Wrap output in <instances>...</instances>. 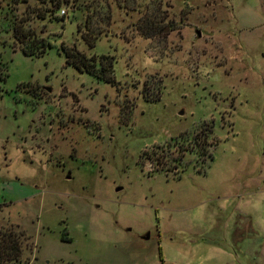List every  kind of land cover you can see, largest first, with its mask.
I'll use <instances>...</instances> for the list:
<instances>
[{"label":"rangeland","instance_id":"obj_1","mask_svg":"<svg viewBox=\"0 0 264 264\" xmlns=\"http://www.w3.org/2000/svg\"><path fill=\"white\" fill-rule=\"evenodd\" d=\"M0 71L5 264H264V0H0Z\"/></svg>","mask_w":264,"mask_h":264},{"label":"trees","instance_id":"obj_2","mask_svg":"<svg viewBox=\"0 0 264 264\" xmlns=\"http://www.w3.org/2000/svg\"><path fill=\"white\" fill-rule=\"evenodd\" d=\"M108 15L105 14L103 18L107 20ZM12 36L20 44V52L26 56H37L44 52L45 48L49 46L48 43L41 40H36L22 31L21 27L14 25L11 28ZM76 31L79 33V37L86 44L91 47L98 38V32L87 28V18L84 20V30L80 31L79 27L76 26ZM23 42H27L26 46H23ZM29 48V49H28ZM65 64H69L78 71H84L95 78L102 80L107 83L114 84L112 77V67L110 56L100 55L95 59L84 56L83 53L77 51L74 47L61 49ZM6 76L5 72L0 71V82L4 80ZM1 95V92H0ZM211 130V129H210ZM215 144V143H214ZM206 158L210 159V153L207 151ZM22 233L18 231H7L0 232V264L5 262L18 261L20 254V238Z\"/></svg>","mask_w":264,"mask_h":264},{"label":"water","instance_id":"obj_3","mask_svg":"<svg viewBox=\"0 0 264 264\" xmlns=\"http://www.w3.org/2000/svg\"><path fill=\"white\" fill-rule=\"evenodd\" d=\"M142 238H143V239H146V238H147V234H145Z\"/></svg>","mask_w":264,"mask_h":264},{"label":"built area","instance_id":"obj_4","mask_svg":"<svg viewBox=\"0 0 264 264\" xmlns=\"http://www.w3.org/2000/svg\"><path fill=\"white\" fill-rule=\"evenodd\" d=\"M60 12H62V10Z\"/></svg>","mask_w":264,"mask_h":264}]
</instances>
